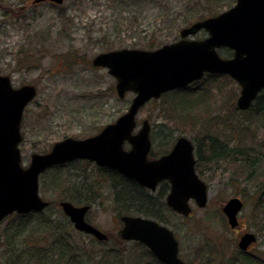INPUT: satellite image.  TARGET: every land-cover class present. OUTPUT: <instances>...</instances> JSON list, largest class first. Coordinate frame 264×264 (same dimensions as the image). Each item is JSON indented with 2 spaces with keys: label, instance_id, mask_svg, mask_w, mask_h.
<instances>
[{
  "label": "rangeland",
  "instance_id": "374dc122",
  "mask_svg": "<svg viewBox=\"0 0 264 264\" xmlns=\"http://www.w3.org/2000/svg\"><path fill=\"white\" fill-rule=\"evenodd\" d=\"M30 1L0 0V74L8 75L13 87L36 88L21 119L23 166L32 153H45L65 137L94 135L126 111L134 93L119 98L115 78L91 64L95 55L156 49L179 40L183 27L235 2L64 0L22 7ZM205 35L200 31L192 38ZM186 90L183 107L175 106L178 92L162 95L143 105L136 120L140 126L148 119L155 156L170 150L179 136L191 141L196 173L207 185L204 206L191 200L189 215L176 214L157 190L138 205L145 214L121 212L110 182L94 163L73 160L40 175L38 192L49 205L21 220L24 227L17 234L13 214L0 222V264H160L138 242L120 240L122 214L152 217L171 229L185 264H245L246 257L264 264V110H239L240 86L226 75H205ZM231 197L243 201L237 228L228 225L221 209ZM79 198L89 199L86 218L107 234L105 242L76 231L60 208L61 200L78 204ZM244 232L256 235L247 253L237 246Z\"/></svg>",
  "mask_w": 264,
  "mask_h": 264
},
{
  "label": "water",
  "instance_id": "95a60500",
  "mask_svg": "<svg viewBox=\"0 0 264 264\" xmlns=\"http://www.w3.org/2000/svg\"><path fill=\"white\" fill-rule=\"evenodd\" d=\"M200 30L206 33L204 38H188ZM179 35V40L153 50L121 48L95 55L91 64L106 68L115 78L119 98L134 93L126 111L94 135L65 137L45 153H32L27 166L21 164L20 125L36 88L30 84L13 87L10 77L0 74V222L14 212L44 209L49 202L38 192L39 176L52 166L74 159L114 169L150 189L167 180L166 204L179 214L190 213V200L198 207L206 204L207 185L195 172L191 141L179 136L169 152L149 159L150 123L143 119L137 127L136 116L147 101L185 87L204 73L226 74L235 80L240 86L236 106L247 109L264 89V0H235L228 9L183 27ZM222 47L230 49L231 56H221L218 49ZM59 205L75 229L98 240L106 239L105 233L84 219L88 205L77 206L67 200ZM242 206L239 197L223 204L221 209L231 228L239 225ZM120 220L121 238L142 242L165 264H184L177 255L178 242L167 226L140 215H122ZM255 240L254 233L245 232L237 246L246 250Z\"/></svg>",
  "mask_w": 264,
  "mask_h": 264
},
{
  "label": "trees",
  "instance_id": "16d2710c",
  "mask_svg": "<svg viewBox=\"0 0 264 264\" xmlns=\"http://www.w3.org/2000/svg\"><path fill=\"white\" fill-rule=\"evenodd\" d=\"M221 50H222L221 52H223L224 55H227V54L229 55L231 53V51L229 49H226V48H223ZM206 75L211 76V74H206ZM177 92L180 95H179L177 103H175L177 105H175V106H176V108H177V106L183 107L184 105H181V104L185 103V101H188V100L182 98L183 94L187 92L186 88L175 89V90L166 92L163 95H169L170 93H177ZM184 96L186 97L187 95L185 94ZM253 107H255V110H264V90H262L258 94L256 99L253 101V103L251 104V106L248 109H251ZM184 111L188 112V108L185 107ZM212 143L216 144V142L214 140L211 141V144ZM217 147H220L218 149L223 148V146H221V145H217ZM62 166L63 165H58V166H55L53 168L58 169ZM97 170H98V172L102 173V175H104L105 179H107L110 182V184L114 190L113 202L121 212L123 210L129 212L130 210L128 211V209L130 208V209H133L134 211H137L140 213H144V214L146 213V211H142L141 209L138 208L139 207L138 205L141 206V201H142V195H140V194H142V190L138 184H136L134 181L124 177L123 175H121L120 173H118L115 170L108 169L105 167H97ZM60 186H62V185H60ZM70 189L74 190V192L77 193L78 189L76 187H71ZM163 190H164V188H163ZM75 201L78 203H84V204L90 203L88 198H84L82 200L79 198V199H76ZM32 214L33 213H28L26 215H17V214L12 215V216L16 217V219L18 221L16 226H15V233L16 234L20 231L19 228L24 227V224H22L21 220L29 218L30 216H32ZM39 225L40 226H49L51 224H50V222L49 223L40 222ZM8 240H9L8 237H6V241H8ZM244 263L245 264H255V262L252 259H250V257H248V258L246 257ZM256 264H259V263L256 262Z\"/></svg>",
  "mask_w": 264,
  "mask_h": 264
},
{
  "label": "flooded vegetation",
  "instance_id": "af4514ba",
  "mask_svg": "<svg viewBox=\"0 0 264 264\" xmlns=\"http://www.w3.org/2000/svg\"><path fill=\"white\" fill-rule=\"evenodd\" d=\"M64 1V0H63ZM63 1L61 2V3H63ZM61 3H56V2H54V1H52V0H43V1H35V0H31L30 1V3H28L27 5L26 4H24L22 7H26V6H30V5H39V4H47V5H50V6H57V5H59V4H61ZM151 134H152V131H151V126H150V129H149V136H150V140H151V145H150V150H149V153H148V158L149 159H155V158H157V157H159V156H161V155H163V154H166L167 152H165V153H162V154H160V155H158V156H155V155H152L153 153L151 152V147H152V137H151ZM73 161V160H72ZM74 161H86V162H91V161H88V160H86V159H74ZM69 162H71V161H69ZM69 162H66V163H64V164H68ZM196 162L197 161H195V164H194V166H196ZM93 163V162H92ZM64 164H60V165H64ZM95 165V164H94ZM96 166V165H95ZM96 167H98V166H96ZM53 168V167H52ZM105 168H108V167H105ZM108 169H111V168H108ZM112 170H114V169H112ZM116 171V170H115ZM195 171H196V167H195ZM118 172V171H117ZM119 173V172H118ZM122 175V174H121ZM137 184V183H136ZM139 185V184H138ZM139 187L141 188V190H142V194H140V195H142V201H141V205H144V204H146L145 203V199H146V197H147V193H152V192H155V191H157L158 190V195H162L163 196V198H164V200L166 199V195H167V193L169 192V183H168V181L167 180H161V181H159L158 183H157V185H156V187L154 188V189H150V188H148V187H145V186H141V185H139ZM163 188H164V190H163ZM160 189V190H159ZM71 202V201H70ZM73 203V202H72ZM78 203V202H77ZM74 205H77V206H81V205H85L84 203H78V204H75V203H73ZM165 204H166V200H165ZM86 205H89V204H86ZM89 209V208H88ZM173 212V211H172ZM87 213V212H86ZM86 213H85V216H84V219L88 222V223H90L89 221H88V219L86 218ZM122 215H126V214H122ZM122 215H120V216H122ZM129 215H132V214H129ZM136 215H140V214H136ZM180 215V214H179ZM120 216H119V218H120ZM140 216H143V215H140ZM143 217H147V218H152V217H148V216H143ZM152 219H155V218H152ZM156 220V219H155ZM68 221H69V223L73 226V224L70 222V220L68 219ZM121 221V220H120ZM91 224V223H90ZM239 224H240V222H239ZM93 225V224H92ZM94 226V225H93ZM121 226H122V221H121ZM239 226V225H238ZM237 226V227H238ZM96 227V226H95ZM237 227H234V228H237ZM96 228H98V227H96ZM121 228V227H120ZM75 229V228H74ZM99 229V228H98ZM76 231H79V230H77V229H75ZM100 230V229H99ZM102 231V230H101ZM79 232H81V231H79ZM103 232V231H102ZM82 233H84V232H82ZM103 233H105V232H103ZM245 233V232H244ZM243 233V234H244ZM84 234H86V235H89L91 238H93V239H95V240H98V239H96L93 235H91V234H87V233H84ZM105 235L107 236V234L105 233ZM118 236H119V238H120V240H122V241H135V242H138V244H140V246L142 247V249L144 250V251H146L147 253H149L157 262H159L160 264H165V263H163V262H161L151 251H150V249L147 247V246H145L142 242H140V241H137V240H126V239H123V238H121V236H120V234H118ZM256 236V235H255ZM240 238V237H239ZM108 239V237H106V239H104V240H98V241H102V242H105L106 240ZM256 241V240H255ZM255 241L252 243V244H250L249 246H248V248L246 249V250H241L242 252H245V253H247V251L252 247V245L255 243ZM179 256V255H178ZM179 258L181 259V257L179 256ZM183 261V260H182ZM184 262V261H183ZM184 264H185V262H184Z\"/></svg>",
  "mask_w": 264,
  "mask_h": 264
}]
</instances>
